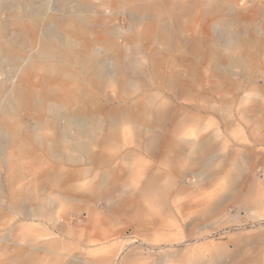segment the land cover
I'll list each match as a JSON object with an SVG mask.
<instances>
[{"label": "rangeland", "instance_id": "1", "mask_svg": "<svg viewBox=\"0 0 264 264\" xmlns=\"http://www.w3.org/2000/svg\"><path fill=\"white\" fill-rule=\"evenodd\" d=\"M142 5H151V11H140ZM152 17L157 21L145 35L143 25ZM78 19L91 26L74 56L68 61L40 58L43 45L62 49L50 35L64 39L62 25ZM0 38V43H9L5 46L17 48L0 55L2 105L14 97L16 85L37 87L40 93L50 66L77 68L88 79L100 77V87L92 82L91 89L103 105V125L91 155L74 163L68 161L67 146L89 139L60 141L64 154L61 162H54L42 148L22 154L26 139L15 143L0 120V264L29 252L42 255L35 264H244L253 256L264 258V0H0ZM111 42L139 46L146 58L158 57V73L150 72L153 79L142 88L124 91L114 85L122 76ZM65 91V96L71 91L69 84ZM33 95L36 102L44 100L43 94ZM138 109L154 116L159 109L168 113L158 146L149 145L127 121V111ZM36 111L25 109L20 126L23 132H38L41 139L42 114ZM77 117L85 122V115ZM204 139L213 145L217 165L228 158L225 170H191L187 162L174 161L173 143L180 149ZM56 165L71 175L64 188L43 184L41 193L34 191L33 185ZM23 167L24 172L34 169L33 174H22ZM231 177L236 190L229 186ZM147 187L158 192L163 204H139ZM218 197L230 199L228 208L206 213ZM131 199L136 203L126 204ZM41 208L43 217L34 219ZM244 239L251 242L243 245Z\"/></svg>", "mask_w": 264, "mask_h": 264}, {"label": "bare ground", "instance_id": "2", "mask_svg": "<svg viewBox=\"0 0 264 264\" xmlns=\"http://www.w3.org/2000/svg\"><path fill=\"white\" fill-rule=\"evenodd\" d=\"M150 1V0H149ZM177 1V0H176ZM186 1V0H185ZM209 1V0H208ZM214 1V0H213ZM198 2V1H197ZM217 2V1H216ZM236 2V1H235ZM141 3V2H140ZM145 3V2H144ZM219 3V2H218ZM195 4V3H194ZM203 4V3H202ZM224 4V3H223ZM117 5V4H116ZM137 5V4H136ZM141 5V4H140ZM139 5V6H140ZM184 5V4H183ZM86 6V5H85ZM138 6V5H137ZM173 6V5H172ZM200 6V5H199ZM204 6V5H203ZM228 6V5H227ZM87 7V6H86ZM115 7V6H114ZM93 8V7H91ZM183 8V7H182ZM237 8V7H236ZM152 9L151 5H142L139 8L142 12H150ZM222 9V8H221ZM229 9V8H228ZM101 10V9H100ZM175 10V9H174ZM199 10V9H198ZM231 10V9H230ZM98 11V10H97ZM106 11V10H103ZM131 11V10H130ZM182 11V10H181ZM129 12V11H128ZM193 12V11H192ZM196 12V11H195ZM198 12V11H197ZM202 12V11H201ZM232 12V11H230ZM229 12V13H230ZM126 13V12H125ZM138 13V12H137ZM191 13V12H190ZM234 13V11L232 12ZM19 14V13H18ZM100 14V13H99ZM108 14V13H107ZM140 14V13H139ZM201 14V13H200ZM218 14V13H217ZM70 15V14H69ZM134 15V14H133ZM152 15V14H151ZM202 15V14H201ZM210 15V14H209ZM224 15V14H223ZM150 16V15H149ZM15 17V16H13ZM141 17V16H140ZM139 17V18H140ZM173 17V16H172ZM200 17V16H199ZM198 17V18H199ZM25 18V17H24ZM65 18V17H64ZM76 18V17H75ZM79 18V17H77ZM83 18V16L81 17ZM143 18V17H141ZM204 18V17H203ZM225 18V17H224ZM28 19V18H26ZM34 19V18H33ZM135 19V18H134ZM239 19V18H238ZM14 20V19H13ZM37 20V19H36ZM53 20V19H51ZM62 20V19H61ZM66 20V19H65ZM196 20V18H195ZM199 20V19H197ZM203 20V19H202ZM217 20V19H216ZM32 21V20H31ZM87 19H81V21H69L66 24L62 25V29L65 30L66 37L60 39L56 33H52L49 38L55 40L58 44L63 45L62 49L43 45L41 52L39 53L40 58H49L52 56H57L65 61H68L72 58L75 54L77 49L78 43L84 41L85 37L88 35V25ZM132 21V20H131ZM157 21V17H152L148 19L143 27H145L144 32L145 35H149L150 29L153 28V24ZM194 21V20H192ZM223 20H221L222 23ZM142 22V21H141ZM191 22V21H189ZM216 22V21H214ZM10 23V22H9ZM36 23V22H35ZM132 23V22H131ZM139 23V22H138ZM195 23V22H194ZM213 23V22H212ZM226 23V22H225ZM233 23V22H232ZM14 24V23H13ZM190 24V23H188ZM202 23H200L201 25ZM236 24V23H235ZM241 24V23H239ZM21 25V24H20ZM95 25V24H93ZM220 25V24H218ZM11 26V25H9ZM57 26V25H56ZM97 26V25H96ZM139 26V25H138ZM176 26V25H175ZM196 26V25H195ZM216 27V25H214ZM221 26V25H220ZM8 27V26H7ZM22 27V26H21ZM10 28V27H9ZM8 28V29H9ZM19 28V27H18ZM53 28V27H52ZM174 28V27H173ZM217 28V27H216ZM261 28V27H260ZM59 29V28H58ZM61 29V28H60ZM194 29V28H193ZM48 30V29H47ZM123 30V29H122ZM139 30V29H138ZM200 30V29H199ZM198 30V31H199ZM221 30V29H220ZM97 31V30H96ZM118 31V30H117ZM140 31V30H139ZM197 31V32H198ZM62 32V31H61ZM119 32V31H118ZM221 32V31H220ZM47 33V32H46ZM44 33V34H46ZM107 33V32H106ZM111 33V32H109ZM113 33H116L113 32ZM156 33V32H155ZM178 33V32H176ZM259 33V32H258ZM9 34V33H8ZM108 34V33H107ZM257 34V32H256ZM11 35V34H10ZM43 35V34H42ZM97 35V34H96ZM121 35V34H120ZM196 35V33H195ZM46 36V35H45ZM95 36V35H94ZM93 36V37H94ZM102 36V35H101ZM115 36H118L117 34ZM175 36V35H174ZM6 37V36H5ZM28 37V36H27ZM44 37V35H43ZM48 37V36H47ZM131 37V36H130ZM138 37V36H137ZM177 37V36H176ZM22 38V37H21ZM36 39L41 38L40 34L36 33ZM34 38V39H35ZM46 38V37H45ZM121 38V37H120ZM24 39V38H23ZM33 39V44H34ZM93 39V38H92ZM98 39V38H97ZM107 39V37H106ZM114 39V38H113ZM119 39V38H118ZM177 39V38H176ZM180 39V38H179ZM182 39V37H181ZM1 40V38H0ZM32 40V39H31ZM115 40V39H114ZM122 40V39H121ZM238 40V38H237ZM240 40V39H239ZM253 40V39H252ZM54 41V42H55ZM22 42V40H21ZM120 43V42H119ZM181 43V42H180ZM183 43V42H182ZM181 43V44H182ZM5 44H9L5 42ZM4 43H0V55L4 54L8 56L10 53L13 54L12 51L16 50L15 46H5ZM29 44V43H28ZM32 44V43H31ZM42 44V43H41ZM85 44V43H84ZM123 44V43H122ZM125 44V43H124ZM30 45V44H29ZM80 45V44H79ZM108 45L111 47L112 50L115 51L119 61L121 62L120 71L122 78L119 81H114L113 84L117 83L122 87L124 91L132 89V88H142L144 87V83L151 81L153 78L149 77L150 72L156 73L159 69V58L153 57H145L142 49L139 46H135L134 48L129 46H123L115 42H111ZM198 45V44H197ZM216 45V44H215ZM214 45V47H216ZM55 46V45H54ZM87 46V45H86ZM184 46V45H183ZM187 46V45H186ZM32 47V46H31ZM30 47V48H31ZM94 47V46H93ZM27 48V47H26ZM86 48V47H85ZM145 48V47H144ZM37 49V48H36ZM214 49V48H213ZM243 49V48H242ZM196 50V49H195ZM198 50V49H197ZM256 50V49H255ZM20 51V50H18ZM33 51V50H31ZM95 51V50H94ZM93 51V52H94ZM106 51V50H104ZM155 51V50H154ZM34 52V51H33ZM96 52V51H95ZM146 52V51H145ZM196 52V51H195ZM194 52V53H195ZM213 52V51H212ZM17 53V52H16ZM23 53V52H22ZM187 53V52H186ZM190 53V51H189ZM252 53V52H251ZM15 54V53H14ZM30 55V54H29ZM35 55V54H34ZM82 55V54H81ZM79 55V56H81ZM217 55V54H216ZM244 55V54H243ZM259 55V54H258ZM16 56V55H15ZM149 56V55H148ZM190 56V55H189ZM35 57V56H34ZM86 57V56H85ZM245 57V56H244ZM87 58V57H86ZM217 58V57H216ZM7 59V58H6ZM12 59V58H11ZM78 59V58H77ZM144 59L148 60V63L145 62ZM27 60V59H26ZM74 60V59H73ZM85 60V59H84ZM14 61V60H12ZM23 61V60H22ZM21 61V62H22ZM15 62V61H14ZM19 62V61H18ZM27 62V61H26ZM167 62V61H166ZM83 63V62H82ZM86 63V62H85ZM111 63V62H110ZM117 63V62H116ZM12 65V63H10ZM63 64V63H62ZM76 64V63H75ZM90 65V64H89ZM15 66V65H14ZM210 66V64H209ZM248 66V65H247ZM18 67V66H17ZM30 67V66H29ZM117 67V66H116ZM221 67V66H220ZM95 68V67H94ZM45 69V68H44ZM93 69V68H92ZM200 69V68H199ZM28 70V69H27ZM96 70V69H95ZM162 70V69H161ZM16 71V69H15ZM212 71V70H211ZM219 71V70H218ZM244 71V70H243ZM22 72V71H21ZM30 72V71H29ZM115 72V71H114ZM112 72V73H114ZM154 73V74H155ZM158 73V72H157ZM187 73V72H186ZM212 75V72H210ZM258 73V71L256 72ZM19 74V73H18ZM85 73L81 70L79 71L77 68L67 69L61 68L59 66H50L45 74V77L42 79L40 84H43V88H41L40 93L37 90V87H33L30 89L24 88L21 85H16L12 88V97L6 104L0 102V120L1 126L5 129H8L10 135L13 137L15 143L20 140V137H24L25 141H22V154H35L36 149L42 148L44 154L47 157L53 159L54 162H61L62 156L64 154V150L62 148L60 141H67L68 139H79L85 138L89 139V142H78L75 141L72 145H68L67 148L69 149V162H76L83 158V156H87L89 158V151L90 148L96 143V138L99 135L101 126L103 125V116H102V109L103 105L99 101L95 89H91L94 84L97 87L99 86V78H92L88 79ZM91 74V73H90ZM153 74V75H154ZM109 75V74H108ZM152 75V76H153ZM186 75V74H185ZM133 76V77H132ZM154 77V76H153ZM192 77V76H191ZM134 78V79H133ZM217 78V77H216ZM110 79V78H109ZM117 80V78H116ZM165 80V79H164ZM190 80V79H189ZM159 81V80H158ZM93 82V83H92ZM105 82V81H104ZM28 83V82H26ZM191 83V82H190ZM9 84V83H8ZM71 86V91L68 95H63L62 92L65 91V85ZM198 84V83H197ZM3 84H1L2 87ZM6 85V84H5ZM113 86V85H112ZM162 86V85H161ZM212 86V85H211ZM155 87V86H154ZM3 88V87H2ZM111 88V87H110ZM120 88V87H119ZM213 88V87H212ZM104 89V88H103ZM117 89V88H116ZM114 90V89H113ZM150 90V89H149ZM189 90V89H186ZM3 91V89H2ZM67 91V90H66ZM65 91V92H66ZM99 91V90H98ZM115 91V90H114ZM105 92V91H104ZM102 93V92H101ZM131 93V92H130ZM33 94H43L44 100L42 102H36L33 100ZM209 94V93H208ZM139 95V94H138ZM2 96V94H1ZM151 96V95H150ZM123 97V96H122ZM103 98V97H102ZM101 98V99H102ZM211 99V98H210ZM109 100V99H108ZM112 100V99H110ZM133 100V99H132ZM103 101V100H102ZM231 101V100H230ZM113 102V101H112ZM137 102V101H136ZM232 102V101H231ZM168 103V102H167ZM110 105V104H109ZM252 105V104H251ZM133 106V105H132ZM172 106V105H171ZM170 106V107H171ZM139 108V107H138ZM25 109H36L42 116L40 117V130L45 131L41 133V139L38 138L40 135L38 132H23L21 129V122H20V115L24 112ZM136 109V108H135ZM140 109V108H139ZM138 109V111H139ZM170 109V108H169ZM174 109V108H173ZM243 110V109H242ZM36 111V112H37ZM126 112V111H125ZM230 112V111H229ZM83 114L86 116L85 122L78 121L77 115ZM228 114V113H227ZM231 114V113H230ZM23 117V116H22ZM82 117V116H81ZM170 117V116H169ZM115 118V117H114ZM168 118V113L164 112L163 109H159L158 113L154 116L151 112H147L144 109L139 111V113H135L134 111H127L126 119L133 127H135V132L139 136H143L146 138V141L149 145L153 147L158 146L162 141L163 136V123ZM177 118V117H176ZM122 119V118H121ZM81 120V118H80ZM122 121V120H121ZM180 121V120H179ZM124 122V121H123ZM186 122V121H185ZM168 123V122H167ZM120 124V123H119ZM178 124V123H177ZM226 124V123H225ZM105 125V124H104ZM227 125V124H226ZM264 125V124H263ZM0 126V127H1ZM176 126V125H175ZM227 127V126H226ZM220 128V127H219ZM218 128V129H219ZM103 129V128H102ZM175 129V128H174ZM233 130V129H232ZM231 130V131H232ZM166 131V130H165ZM174 131V130H172ZM229 131V130H228ZM104 132V131H103ZM136 134V135H137ZM232 134V133H231ZM6 135V132H5ZM107 135V134H106ZM10 136V137H11ZM102 136V134H101ZM165 136V135H164ZM219 136V135H218ZM222 136V135H221ZM249 136V135H247ZM231 137V135H230ZM99 138V137H98ZM225 138V137H224ZM237 138V137H236ZM246 138V137H245ZM103 139V138H102ZM217 139V138H216ZM10 140V139H9ZM12 140V139H11ZM244 140V139H243ZM183 143V142H182ZM241 143V142H240ZM12 144V142H11ZM9 145V144H7ZM102 145V144H101ZM179 143H173L171 146L172 152L175 154L176 162H187L190 169H197L204 171H218L226 169L225 165L228 162V158L222 160L221 165H217V161H215V154L212 153L213 145L209 143L208 139H204L199 142H195L194 144H189V146L182 145L183 152L180 153L177 147ZM246 146V145H245ZM98 147V146H97ZM10 148V147H9ZM96 148V147H95ZM99 148V147H98ZM246 148V147H245ZM247 149V148H246ZM39 150V149H38ZM41 150V151H42ZM154 151V149H152ZM14 151V150H13ZM127 152V151H126ZM130 152V151H129ZM6 153V151H5ZM141 153V152H140ZM241 153V152H240ZM9 154V153H8ZM76 154H79L76 155ZM5 155V154H4ZM91 155V154H90ZM157 155V154H156ZM155 155V156H156ZM65 156V155H64ZM95 156V155H94ZM234 156V155H233ZM45 157V156H44ZM92 157V156H91ZM127 157V156H126ZM157 157V156H156ZM33 158V157H32ZM231 158V157H230ZM66 159V160H67ZM95 159V158H94ZM98 159V158H97ZM13 160V159H12ZM15 160V159H14ZM13 160V161H14ZM20 160V156H19ZM47 160V159H46ZM65 160V161H66ZM16 161V160H15ZM132 161V160H131ZM42 160L36 159V163H41ZM124 162V161H123ZM14 165V162H12ZM21 163V162H20ZM33 163V162H32ZM94 163V162H92ZM28 164V163H27ZM88 164V163H87ZM125 164V163H124ZM12 165V166H13ZM5 166V165H4ZM9 166V164L7 165ZM23 166V165H22ZM39 166V165H38ZM88 166V165H87ZM90 166V165H89ZM238 168L242 165L240 162L235 164ZM128 167V166H127ZM126 167V168H127ZM8 168V167H7ZM15 169V166H14ZM71 169V168H70ZM189 169V168H188ZM224 169V170H225ZM250 169V168H249ZM26 169L20 168V172L23 174H28L31 176L33 174L34 169L27 168V171L24 172ZM245 170V169H244ZM181 171V170H180ZM234 171V170H233ZM19 172V171H18ZM93 173V172H92ZM120 174V173H119ZM235 174V173H234ZM254 174V173H253ZM157 175V174H156ZM16 176V175H15ZM26 176V175H25ZM71 176L70 173H66L57 165L52 167L48 170L47 174L42 177V182L37 183L36 186L33 185V189L39 190V193L43 191L44 186L43 184H48L52 188L56 190H62L65 186V182L67 178ZM73 176V175H72ZM75 176V175H74ZM211 176V175H210ZM218 176V175H217ZM253 176V175H252ZM78 177V176H77ZM28 178V176L26 177ZM91 178V177H90ZM155 178V177H154ZM19 179V178H18ZM203 179V178H201ZM211 179V178H210ZM22 180V179H21ZM164 180V179H163ZM206 180V179H205ZM12 181H14L12 179ZM235 177H231L230 180V187L236 190L237 185L235 184ZM250 181V180H249ZM1 182V181H0ZM17 182V181H16ZM22 182V181H21ZM33 182V181H32ZM160 182V181H159ZM167 182V181H166ZM183 183V182H182ZM248 183V182H247ZM1 184V183H0ZM204 184V183H203ZM241 184V183H240ZM256 184V183H255ZM2 185V184H1ZM29 185V184H28ZM31 186V185H30ZM185 186V185H184ZM247 186V185H246ZM2 187V186H1ZM0 187V188H1ZM36 187V188H35ZM225 187V186H224ZM248 187V186H247ZM4 188V187H2ZM29 188V187H28ZM152 186L150 185V189L152 190ZM231 188V189H232ZM23 189V188H22ZM27 189V188H26ZM46 189V188H45ZM25 190V189H24ZM234 190V191H235ZM27 191V190H26ZM36 191V192H37ZM24 192V191H23ZM246 192V191H245ZM4 193V192H3ZM26 193V192H25ZM120 193V192H119ZM128 193V192H127ZM169 193V192H168ZM247 193V192H246ZM249 193V192H248ZM18 193V197H19ZM147 194V195H146ZM158 194L157 191H148V187L146 190L140 192L138 202L139 204H148V205H161L163 204L164 200H160V196H156ZM84 195V194H83ZM22 196V194H21ZM104 196V195H103ZM164 196V195H163ZM53 197V196H52ZM143 197V198H142ZM22 198V197H21ZM198 198V197H197ZM23 199V198H22ZM51 197L49 198V200ZM53 199V198H52ZM26 200V199H25ZM40 200L44 203L46 200L44 197H40ZM84 200V199H83ZM196 200V199H195ZM209 200V199H208ZM229 198L218 197L209 203V207H207L206 213L211 214L213 209L223 208L225 211L227 206V202ZM232 200V198H231ZM260 200V199H259ZM87 201V200H86ZM256 201V200H254ZM262 201V200H261ZM134 199L126 202V204L132 205L134 203ZM203 202V201H202ZM206 202V201H205ZM89 203V202H87ZM136 203V202H135ZM47 204H51L47 203ZM86 204V203H85ZM115 204L121 206L124 204L123 202H115ZM197 204V203H196ZM254 204V203H253ZM263 204V203H262ZM260 205V204H259ZM2 206V205H1ZM0 206V207H1ZM39 206V205H38ZM201 206V205H198ZM204 206V205H203ZM264 206V205H263ZM118 207V206H117ZM167 207V206H166ZM202 207V206H201ZM95 208V207H94ZM216 208V209H217ZM254 208V207H253ZM262 208V207H261ZM165 209V208H164ZM216 209L214 212H216ZM34 210V209H33ZM92 210V209H91ZM220 210V209H219ZM44 209L41 208V211L36 209L34 215L35 218H40L43 214L41 212ZM90 212V210H88ZM221 211V210H220ZM245 211V210H244ZM251 211V210H250ZM1 212V211H0ZM260 213V212H259ZM263 213V212H262ZM93 214V212H92ZM116 214V213H115ZM148 214V213H147ZM207 214V215H209ZM229 214V213H228ZM242 214V213H241ZM51 215V214H50ZM264 215V214H263ZM27 216H31L27 214ZM33 216V215H32ZM152 216V215H151ZM26 217V216H25ZM43 217V216H42ZM215 217V216H213ZM239 217V216H238ZM31 218V217H29ZM27 219V218H26ZM25 219V220H26ZM88 220V219H87ZM154 220V219H153ZM222 220V219H221ZM22 221V220H21ZM91 221V220H90ZM227 222V221H226ZM242 222V221H241ZM240 222V223H241ZM258 222V221H257ZM262 222V221H261ZM40 223V222H39ZM224 223V222H223ZM239 223V222H238ZM246 223V222H245ZM227 224V223H226ZM38 225V223H37ZM186 226V225H185ZM222 226V225H221ZM220 227V226H219ZM233 227V226H232ZM240 227V226H239ZM253 227V226H252ZM23 228V227H22ZM28 228V227H27ZM218 228V227H217ZM254 228V227H253ZM245 230V229H244ZM235 231V230H234ZM239 231V230H238ZM51 232V231H50ZM86 233V232H85ZM53 234V233H52ZM198 234V233H197ZM220 235V234H219ZM242 237V236H241ZM213 238V237H212ZM208 239V238H207ZM250 239V238H248ZM187 240V239H186ZM185 240V242H186ZM234 240V239H233ZM85 241V240H84ZM72 242V241H71ZM200 242V241H199ZM249 240H242L240 243H244L243 245L249 243ZM183 244V243H182ZM199 245V243L197 244ZM68 246V245H67ZM76 246V245H75ZM70 247V246H69ZM235 247V246H234ZM239 247V246H238ZM71 248V247H70ZM125 248V247H124ZM121 249V252H123ZM118 249V247H117ZM193 249V248H192ZM196 249V248H195ZM44 250V249H43ZM235 250V249H234ZM23 252V251H22ZM52 252V251H51ZM183 252V251H182ZM188 252V251H187ZM205 252V251H204ZM236 253V252H235ZM55 254V253H54ZM183 254V253H182ZM206 254V253H204ZM106 255V254H105ZM196 255V253H195ZM104 256V255H103ZM181 256V254H180ZM202 256V255H201ZM211 256V255H210ZM264 256V254H263ZM15 257V256H14ZM169 257V256H168ZM186 257V256H185ZM195 257V256H194ZM199 257V256H197ZM196 257V258H197ZM42 255L34 252H29L27 254L19 255L17 258H12L8 260H2V264H35L38 263L42 259ZM204 256L202 257V259ZM234 258V257H233ZM178 259V258H177ZM173 259H171L172 261ZM42 261V260H41ZM193 261V260H191ZM190 261V262H191ZM52 262V261H51ZM196 262V261H195ZM243 262V261H242ZM194 263V261H193ZM223 263V262H222ZM73 264V263H72ZM171 264V262L169 263ZM199 264V262L195 263ZM244 264H264V258L260 255L251 257L250 261H245Z\"/></svg>", "mask_w": 264, "mask_h": 264}]
</instances>
